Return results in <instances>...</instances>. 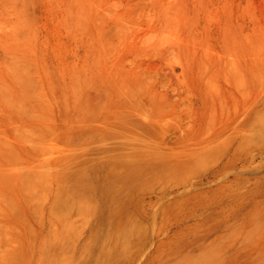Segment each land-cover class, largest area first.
Listing matches in <instances>:
<instances>
[{
    "label": "rangeland",
    "instance_id": "1",
    "mask_svg": "<svg viewBox=\"0 0 264 264\" xmlns=\"http://www.w3.org/2000/svg\"><path fill=\"white\" fill-rule=\"evenodd\" d=\"M0 264H264V0H0Z\"/></svg>",
    "mask_w": 264,
    "mask_h": 264
},
{
    "label": "bare ground",
    "instance_id": "2",
    "mask_svg": "<svg viewBox=\"0 0 264 264\" xmlns=\"http://www.w3.org/2000/svg\"><path fill=\"white\" fill-rule=\"evenodd\" d=\"M236 65V64H235ZM248 70V69H247ZM246 70V71H247ZM246 74H247V72H246ZM232 78V77H231ZM233 79V78H232ZM231 79V80H232ZM242 80H243V78H242ZM240 82V81H239ZM242 83H243V81H242ZM241 83V84H242ZM233 84V83H232ZM236 84H237V82H234V84H233V86L234 87H236ZM238 84H240V83H238ZM240 84V85H241ZM239 86V85H238ZM239 87H241L242 88V86H239ZM244 88H246V87H244ZM236 90V89H235ZM248 90V89H247ZM246 89H245V91H244V93H245V95H246V91H247ZM239 92H240V90H238ZM237 91V92H238ZM242 91V90H241ZM238 92V93H239ZM243 92V91H242ZM232 95V94H231ZM233 115V114H232ZM232 115H230L231 117H232ZM245 116V118L243 119V124H244V129H243V131H242V133H241V135H239L238 136V140H237V145L234 147V150L232 151V153L229 155V157H228V159H227V161L224 163L225 165H224V168L225 167H227L226 165H229L230 167H229V171H230V175H231V177H228V176H226L225 177V179H226V181H227V184H230V190H229V192H228V196L227 197H229V196H231L232 198L234 197L233 196V194H235L236 192H234V182H241V184H243L242 186L243 187H245V189H246V186H248V184H249V177H248V175H250V171L248 172V174H246L245 172H246V169H245V167L243 166V168L244 169H242L241 167L238 169L237 167L239 166V165H244V164H246L247 166H248V164L249 163H251V162H253V158H251V156L249 155V153L248 152H246V153H243V156H241V157H239L238 158V160L237 159H235V154H236V152H237V150H236V148L242 143V142H246L247 140H248V136H246L245 134H246V130H247V128H246V122H247V120H248V116H247V114L246 115H244ZM230 120V119H229ZM229 123H230V121H228ZM237 131V130H236ZM216 136H217V134H215V133H212L211 135H208L207 137H205V139H201L200 141H198V142H196L195 144L193 143L192 144V146L190 147V148H183V149H180L179 151H177V155H178V157L181 159V162H180V165H183V166H189V165H195L200 159H201V154H203V153H205L208 149H209V147L211 146V143L214 141V139L216 138ZM166 139H167V137H165ZM171 139V138H170ZM246 139V140H245ZM164 143V142H163ZM171 143V142H170ZM169 143V144H170ZM165 144H167V143H165ZM168 144V145H169ZM171 145V144H170ZM167 146V145H166ZM183 147V146H182ZM161 154H162V156H161V158H160V162L159 163H165L164 162V160L166 161V160H168V162H169V160H170V157H172L171 156V153H165L164 151H162L161 152ZM253 164V163H252ZM251 164H249V166H250ZM249 169V168H248ZM250 170V169H249ZM219 171H220V169H218V167L215 165V166H212L209 170H208V172L207 173H205V175H204V177L202 178V179H200L199 180V184H201V183H204V184H210L218 175H219ZM229 171H228V173H229ZM227 173V174H228ZM199 184H197V185H199ZM196 185V184H195ZM206 185H204V186H206ZM178 186V185H177ZM177 186H175V187H177ZM189 187V186H188ZM188 187H185V189L187 190V188ZM196 186H194V184H193V186L191 185V187L189 188V189H193L194 190V188H195ZM198 187V186H197ZM196 187V188H197ZM200 188V187H199ZM241 188V187H240ZM176 188H174V190L173 191H176L175 193L173 192H170V190H168L170 193H172L174 196L176 195V193H177V197H179V195L181 194V191H182V193L184 194V191L183 190H181L180 191V189L179 190H175ZM192 190V191H193ZM237 190V189H236ZM168 191H167V193H168ZM180 191V193L178 194V192ZM191 191V190H190ZM165 193V192H164ZM166 193V195H168V194H170V193H168L167 194ZM186 193V192H185ZM188 193V192H187ZM182 194V195H183ZM186 194H184V196H185ZM172 196V195H171ZM171 196L169 197L168 196V198L170 199L171 198ZM174 196H172V197H174ZM150 197H152L151 195H150ZM155 197H159V196H154V198ZM161 197V196H160ZM176 197V196H175ZM182 197V196H181ZM185 198H186V196H185ZM185 198H183V199H185ZM150 199V198H149ZM159 199V198H158ZM172 199V198H171ZM231 199V198H230ZM151 200V199H150ZM155 200H156V198H155ZM166 200H167V198H166ZM176 201L177 199L175 198V199H172V201ZM227 200L229 201V199L227 198ZM130 200L128 199V202H129ZM224 201H226V200H224ZM215 203H218L219 204V202H215ZM214 204V203H213ZM215 205H217V204H215ZM191 206V205H190ZM213 208V207H212ZM197 210V209H196ZM199 210V209H198ZM221 210H223V209H221ZM193 212H195V209H194V211ZM196 212H198V211H196ZM200 212V211H199ZM222 212V211H221ZM204 214V213H203ZM224 214H225V211H224ZM228 214H230V212L228 213ZM192 215H195V214H192ZM199 215V214H198ZM223 216V215H222ZM226 217V216H225Z\"/></svg>",
    "mask_w": 264,
    "mask_h": 264
}]
</instances>
